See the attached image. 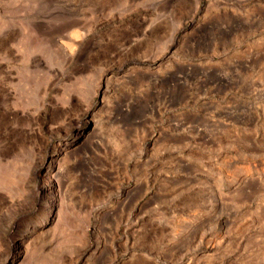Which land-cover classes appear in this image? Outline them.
Returning a JSON list of instances; mask_svg holds the SVG:
<instances>
[{"label":"rangeland","instance_id":"obj_1","mask_svg":"<svg viewBox=\"0 0 264 264\" xmlns=\"http://www.w3.org/2000/svg\"><path fill=\"white\" fill-rule=\"evenodd\" d=\"M0 264H264V0H0Z\"/></svg>","mask_w":264,"mask_h":264},{"label":"bare ground","instance_id":"obj_2","mask_svg":"<svg viewBox=\"0 0 264 264\" xmlns=\"http://www.w3.org/2000/svg\"><path fill=\"white\" fill-rule=\"evenodd\" d=\"M50 30V29H49ZM59 30V29H58ZM41 31V30H40ZM42 32H46V31H42ZM55 33H57L55 30H52V31H49V34H50V36H52V37H54V35H55V37L57 36V34H55ZM45 34H47V33H45ZM49 38V37H48ZM51 42L53 41V40H50ZM55 42H56V39H55ZM53 43V42H52ZM56 45V44H55ZM44 215V214H43ZM41 217H43V216H41ZM40 217V218H41ZM48 219V218H47ZM45 220V221H43L42 222V218H41V223H42V225H43V227L44 226H46V225H48V223H49V220ZM37 223V222H36Z\"/></svg>","mask_w":264,"mask_h":264}]
</instances>
